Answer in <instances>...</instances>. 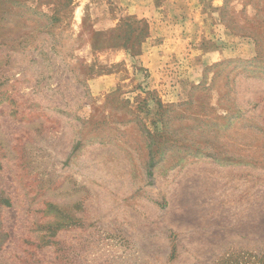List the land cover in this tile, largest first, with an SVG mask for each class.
I'll use <instances>...</instances> for the list:
<instances>
[{"label": "rangeland", "instance_id": "1", "mask_svg": "<svg viewBox=\"0 0 264 264\" xmlns=\"http://www.w3.org/2000/svg\"><path fill=\"white\" fill-rule=\"evenodd\" d=\"M0 264H264V0H0Z\"/></svg>", "mask_w": 264, "mask_h": 264}, {"label": "trees", "instance_id": "2", "mask_svg": "<svg viewBox=\"0 0 264 264\" xmlns=\"http://www.w3.org/2000/svg\"><path fill=\"white\" fill-rule=\"evenodd\" d=\"M123 46L125 47L126 46V43Z\"/></svg>", "mask_w": 264, "mask_h": 264}, {"label": "crops", "instance_id": "3", "mask_svg": "<svg viewBox=\"0 0 264 264\" xmlns=\"http://www.w3.org/2000/svg\"><path fill=\"white\" fill-rule=\"evenodd\" d=\"M115 26V25H114ZM110 50H113V49H110Z\"/></svg>", "mask_w": 264, "mask_h": 264}]
</instances>
